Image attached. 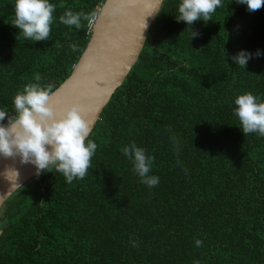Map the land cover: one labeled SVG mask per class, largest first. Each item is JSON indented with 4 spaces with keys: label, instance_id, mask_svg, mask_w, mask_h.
Returning a JSON list of instances; mask_svg holds the SVG:
<instances>
[{
    "label": "trees",
    "instance_id": "1",
    "mask_svg": "<svg viewBox=\"0 0 264 264\" xmlns=\"http://www.w3.org/2000/svg\"><path fill=\"white\" fill-rule=\"evenodd\" d=\"M50 2L49 39L33 42L11 24L14 0H0V108L11 112L37 74L49 92L68 77L104 0ZM177 4L163 0L101 111L86 176L68 184L45 172L5 201L0 264H264V137L244 135L232 113L237 93L264 98V55L245 69L230 58L264 51V6L250 12L224 0L213 19L187 26L175 19ZM66 10L81 14L79 29L59 21ZM188 27L200 35L190 40ZM129 141L155 157L158 185L132 173L120 151Z\"/></svg>",
    "mask_w": 264,
    "mask_h": 264
},
{
    "label": "clouds",
    "instance_id": "2",
    "mask_svg": "<svg viewBox=\"0 0 264 264\" xmlns=\"http://www.w3.org/2000/svg\"><path fill=\"white\" fill-rule=\"evenodd\" d=\"M162 4L163 0H159ZM235 3L245 5L248 11H255L264 6V0H235ZM224 7V0H178L175 19L191 26L194 21L205 23L213 19L217 9ZM14 17L11 22L22 34L25 40L45 41L49 39L55 5L50 0H14ZM159 7L156 12L158 14ZM95 19V18H94ZM59 21L77 29L81 26V14L66 10L59 16ZM94 22V21H93ZM148 27L144 20L142 29ZM141 29V30H142ZM189 39L196 38L200 33L187 28ZM57 44V47H60ZM78 45H69L72 51ZM226 55V53H225ZM264 55V51L256 49L249 51L239 49L230 58L236 66L245 69L249 60ZM35 82L26 83L12 97L11 112L0 108V156L19 157L21 164L34 166L33 175L39 177L42 173L57 171L63 175L65 182L72 184L74 180L83 179L91 167L92 157L97 150V144L90 139L91 123L83 118L79 105L73 104L63 109L60 114L50 103L48 88L41 85V77L37 74ZM232 113L239 121V128L244 135L255 133L264 137V98L249 91L237 93L232 100ZM174 145L178 141L171 137ZM121 153L131 164L132 173L139 182L148 188L159 184V177L152 173L155 157L135 141H129L120 147ZM11 171L15 180L11 187L22 186L16 183L19 172ZM4 173V174H5ZM7 178V177H6ZM133 247L138 242L130 237ZM195 246L200 247L201 239L194 240ZM193 264H200L194 260Z\"/></svg>",
    "mask_w": 264,
    "mask_h": 264
},
{
    "label": "water",
    "instance_id": "3",
    "mask_svg": "<svg viewBox=\"0 0 264 264\" xmlns=\"http://www.w3.org/2000/svg\"><path fill=\"white\" fill-rule=\"evenodd\" d=\"M157 7H161L159 0H104L78 61L68 77L49 92L50 103L57 114L70 105H79L81 115L93 129L104 106L142 50ZM144 20L148 25L146 29H142ZM7 169L19 172L16 183L21 185L34 176L31 164H21L19 157L0 156V210L21 187H11L10 180L14 181L15 176L11 171L5 173Z\"/></svg>",
    "mask_w": 264,
    "mask_h": 264
},
{
    "label": "built area",
    "instance_id": "4",
    "mask_svg": "<svg viewBox=\"0 0 264 264\" xmlns=\"http://www.w3.org/2000/svg\"><path fill=\"white\" fill-rule=\"evenodd\" d=\"M94 21V20H93Z\"/></svg>",
    "mask_w": 264,
    "mask_h": 264
},
{
    "label": "rangeland",
    "instance_id": "5",
    "mask_svg": "<svg viewBox=\"0 0 264 264\" xmlns=\"http://www.w3.org/2000/svg\"><path fill=\"white\" fill-rule=\"evenodd\" d=\"M24 185V184H23Z\"/></svg>",
    "mask_w": 264,
    "mask_h": 264
}]
</instances>
